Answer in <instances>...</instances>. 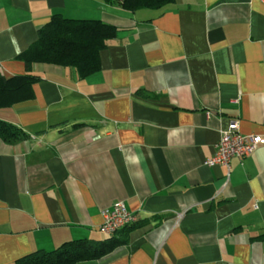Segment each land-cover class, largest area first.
Wrapping results in <instances>:
<instances>
[{
    "label": "crops",
    "instance_id": "obj_1",
    "mask_svg": "<svg viewBox=\"0 0 264 264\" xmlns=\"http://www.w3.org/2000/svg\"><path fill=\"white\" fill-rule=\"evenodd\" d=\"M55 15L110 28L100 70L34 64L31 97L0 109L29 135L0 138V264L65 244L125 242L78 264H264V146L208 167L221 132L264 136V0H0V73ZM136 221L115 235L102 211Z\"/></svg>",
    "mask_w": 264,
    "mask_h": 264
},
{
    "label": "trees",
    "instance_id": "obj_2",
    "mask_svg": "<svg viewBox=\"0 0 264 264\" xmlns=\"http://www.w3.org/2000/svg\"><path fill=\"white\" fill-rule=\"evenodd\" d=\"M111 6L127 11L139 9L161 10L174 0H105ZM110 28L101 21L71 20L55 15L49 24L38 31V40L19 59L28 69L25 76L6 79L0 73V109L11 108L31 97L38 78L30 74L31 67L50 64L77 70L80 77H88L100 70L101 52L107 46ZM0 138L8 144H17L29 138L19 127L0 119ZM125 240L113 236L98 245L79 241L65 244L54 252H37L18 264H78L100 258Z\"/></svg>",
    "mask_w": 264,
    "mask_h": 264
},
{
    "label": "built area",
    "instance_id": "obj_3",
    "mask_svg": "<svg viewBox=\"0 0 264 264\" xmlns=\"http://www.w3.org/2000/svg\"><path fill=\"white\" fill-rule=\"evenodd\" d=\"M264 146V136L257 134H242L239 121L233 120L228 128L221 132L216 152L212 159L205 165L213 167L221 165L230 172L234 159L244 160L256 153ZM102 230L108 235H115L121 229L132 225L136 218L123 202H116L111 207L102 211Z\"/></svg>",
    "mask_w": 264,
    "mask_h": 264
}]
</instances>
